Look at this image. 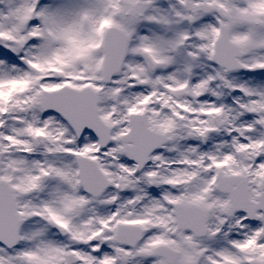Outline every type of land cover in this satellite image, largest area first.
Here are the masks:
<instances>
[{
  "label": "snow or ice",
  "instance_id": "snow-or-ice-1",
  "mask_svg": "<svg viewBox=\"0 0 264 264\" xmlns=\"http://www.w3.org/2000/svg\"><path fill=\"white\" fill-rule=\"evenodd\" d=\"M0 264H264V0H0Z\"/></svg>",
  "mask_w": 264,
  "mask_h": 264
}]
</instances>
